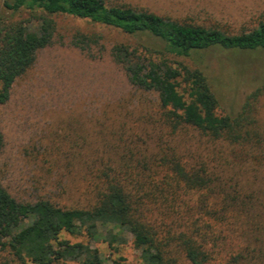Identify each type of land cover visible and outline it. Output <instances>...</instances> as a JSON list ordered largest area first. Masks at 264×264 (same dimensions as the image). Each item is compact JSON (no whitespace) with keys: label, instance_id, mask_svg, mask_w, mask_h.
<instances>
[{"label":"trees","instance_id":"16d2710c","mask_svg":"<svg viewBox=\"0 0 264 264\" xmlns=\"http://www.w3.org/2000/svg\"><path fill=\"white\" fill-rule=\"evenodd\" d=\"M0 6L10 13H27L20 19L0 15V104L7 100L15 78L32 64L35 52L52 44L56 15L126 34L146 33L160 42L165 55L190 57L211 47L264 50V18L252 28L229 33L104 0H0ZM110 55L133 85L155 91L159 118L170 133L188 125L224 149L229 147L238 161L254 151L264 162V129L251 103L264 91V81L234 115L220 116L214 112L217 101L199 61L172 66L133 57L118 46ZM181 82L184 94L177 91ZM2 145L0 132V151ZM182 158L175 152L155 156L149 164L139 163L135 176L127 167L103 169L98 181L89 184L90 198L84 205L61 206L42 198L20 201L0 183V250L17 264H126L119 256L104 263L88 242H70L60 233L83 234L111 250L125 243L129 234L141 264H181V258L189 264L259 263L253 259V248L221 246L228 234H238L243 214L255 208L249 192L225 179V171L237 161L223 158L215 165Z\"/></svg>","mask_w":264,"mask_h":264},{"label":"rangeland","instance_id":"374dc122","mask_svg":"<svg viewBox=\"0 0 264 264\" xmlns=\"http://www.w3.org/2000/svg\"><path fill=\"white\" fill-rule=\"evenodd\" d=\"M104 1L229 33L252 28L264 18V0ZM26 14L10 13L0 6V15L6 19ZM52 19V44L35 52L32 64L15 78L7 100L0 104L2 186L20 201L42 198L61 206L84 205L90 198L89 184L98 181L103 169L127 167L134 175L139 163L149 164L153 157L171 152L182 155L187 163L202 159L216 165L223 158L232 159L237 162L227 168L225 179L249 192L255 208L250 215L243 214L238 234H228L221 246L253 248V259L259 263L243 264H264V162L259 153L253 151L242 162L230 154L229 147L211 142L191 126L181 125L170 133L159 118L155 91L133 85L110 55L118 46L133 57L172 66L199 61L217 101L214 112L223 116L234 115L252 89L264 81V50L211 47L190 57L165 55L160 42L146 33L126 34L67 15ZM184 90L181 82L177 91L184 94ZM251 103L264 129V91ZM60 237L88 242L104 263L119 256L126 264H141L129 234L114 250L83 234L61 232ZM0 264L17 261L0 250Z\"/></svg>","mask_w":264,"mask_h":264}]
</instances>
